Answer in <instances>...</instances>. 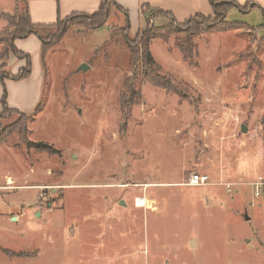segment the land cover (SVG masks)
I'll return each instance as SVG.
<instances>
[{"label": "rangeland", "instance_id": "1", "mask_svg": "<svg viewBox=\"0 0 264 264\" xmlns=\"http://www.w3.org/2000/svg\"><path fill=\"white\" fill-rule=\"evenodd\" d=\"M249 2L226 18L257 33H195L192 59L174 34L151 40L174 91L131 71L124 40L164 19L147 16L125 33L130 21L113 8L101 28L76 19L66 28L72 15L39 27L51 43L40 58L41 94L27 99L7 84L4 93L27 109L26 139L56 152L17 135L0 144V264H264V197L251 185L264 178V8ZM16 7L0 0V12ZM6 24L0 18V32ZM20 118L5 114L0 129ZM192 173L211 183L185 185Z\"/></svg>", "mask_w": 264, "mask_h": 264}, {"label": "trees", "instance_id": "2", "mask_svg": "<svg viewBox=\"0 0 264 264\" xmlns=\"http://www.w3.org/2000/svg\"><path fill=\"white\" fill-rule=\"evenodd\" d=\"M17 7L16 12L14 14H9L6 12H0V18L4 17L8 21V25L0 32V45H3V49L0 51V61H4L5 64L3 67H0V80L4 81L7 78H11L14 80L19 81L20 79L28 78L32 72V62L30 55L27 53L18 50L17 47L14 46V41L18 38H26L32 34H37L41 37L42 40V59L44 53L48 47L51 46V43L44 40L42 32L39 27L42 25L36 24L32 21V17L30 15L29 9V1L28 0H16ZM212 4V10H214V18L213 16H206L202 14H197L191 18H189L185 22L177 21L175 15L171 12L164 11L162 9L156 8L153 9L150 5H143L145 13L151 18L157 19L161 18L166 20L167 22L160 25V26H152L151 19L147 21L150 23L146 26V28L142 31V35L138 36L137 39L131 41L126 35L125 43L129 47L130 51V68L131 71L139 70L140 73L145 76V78L151 82H153L157 86L164 87L168 90H175V86L165 81V77L158 72L157 64L155 58H153L151 53V40L153 38L161 37L163 39H168L173 34L176 35V44L177 47L180 49L183 57L187 60L192 59L194 55L195 49V41L193 39V34L195 33H203V31H209L217 27L218 29H228L232 30L234 28L246 27L249 30H252L255 34L257 33V28L251 25H247L244 22L240 21H228L227 14L230 8L237 6L240 9L249 10L250 3L245 5H241L237 3L236 0H210ZM113 8H121L120 5L115 0H102L101 6L95 14H74L71 17L67 18V24L71 23L69 27L76 24L75 19L78 21L77 24L84 26L87 29H95L101 28L108 23L111 16V11ZM127 11V10H126ZM124 11L125 13H127ZM149 13V14H148ZM148 18V17H147ZM80 19V21H79ZM215 19V20H212ZM205 23V24H204ZM214 26V27H213ZM46 27V26H43ZM48 27V26H47ZM64 28V27H63ZM62 28V29H63ZM125 33L131 30L129 24L127 23L125 27ZM64 31H68V29H64ZM264 39V37H261ZM13 54L16 57H21L26 60L27 65L23 67L17 75H12L10 72H3L2 70L4 67L8 65L7 60L9 59L10 55ZM44 64V61H43ZM3 113L0 114V120L8 114L9 112L17 111L9 107L6 96L4 97L3 101ZM39 109L38 105L36 110ZM21 114L20 121L16 123V125L12 128H7L5 130L0 129V144L5 143L8 141L9 137L13 135H17L18 138L26 143L29 146H33L34 148H38L41 150H46L50 153L56 152V149L53 146H50L44 142H32L26 139V132H27V124L28 116H26L21 111H17Z\"/></svg>", "mask_w": 264, "mask_h": 264}, {"label": "crops", "instance_id": "3", "mask_svg": "<svg viewBox=\"0 0 264 264\" xmlns=\"http://www.w3.org/2000/svg\"><path fill=\"white\" fill-rule=\"evenodd\" d=\"M36 5L34 6V1L32 2L31 6L29 4L30 15L32 17V21L39 25H50L56 23L58 20L67 18L68 16L74 14H95L101 6L102 0H35ZM121 8H115L114 13H118L117 16L118 20L123 22H129V26L131 30H140L142 28L140 26L141 23H144L142 26L145 25L147 19V13L143 10L146 8L143 5H150L153 9L159 8L164 11L171 12L175 15L177 21L184 22L187 21L189 18L197 15V14H204L206 16H212L214 14V10H212V4L210 0H115ZM237 3L241 5L244 0H236ZM257 2L253 3L250 7V10L255 7L259 6L260 8H264V0H256ZM49 5L46 8V5ZM261 5H259V4ZM35 7V11H34ZM127 10V11H126ZM126 11L127 13H125ZM249 11V10H248ZM4 12V11H3ZM16 12V8L13 12H6L9 14H14ZM141 16L142 20L141 21ZM4 18V17H3ZM54 19H57L54 20ZM54 20V21H53ZM56 21V22H55ZM135 24V25H131ZM8 25V21L6 26ZM14 46L17 47L18 50H21L24 53L30 55V58L33 62V71L28 78L21 79L19 81L11 80V78H7L4 81L0 80V114L3 113V101L6 94L4 93V84L8 86L9 91L11 92L10 85L13 86V93L16 91L18 85L21 89V93L25 98L35 97L41 94L42 91V82H43V74H42V67L43 64L40 61L42 59V40L41 37L37 34H32L26 38H18L14 41ZM37 61L39 63H37ZM27 65L25 59L21 57H16L15 55L11 54L8 59V70L12 75H17L19 71ZM39 66V67H38ZM39 72L37 71L38 69ZM37 72V73H36ZM36 73V75H35ZM37 78H35V77ZM35 78V79H34ZM12 94V93H10ZM12 97V95H11ZM10 99L7 101L10 108L21 111L23 113L24 110L19 108L18 105L12 103ZM34 106V105H33ZM32 106V107H33ZM257 180H264V178H256L254 181ZM187 181V180H186ZM253 181V182H254ZM252 182V183H253ZM253 187V186H252ZM254 194H255V187H254ZM259 197H264V187L261 192V195H257ZM264 203V200H263Z\"/></svg>", "mask_w": 264, "mask_h": 264}, {"label": "built area", "instance_id": "4", "mask_svg": "<svg viewBox=\"0 0 264 264\" xmlns=\"http://www.w3.org/2000/svg\"><path fill=\"white\" fill-rule=\"evenodd\" d=\"M211 183L210 176L207 174H200V173H192V175L189 176L187 179V182L185 185L187 186H207ZM222 185L226 187L228 191L232 190V183L230 182H223ZM253 187H255V194L261 195V192L264 187V180H257L254 181L251 184ZM136 205L137 207L146 208L148 205V200L144 196H138L136 197Z\"/></svg>", "mask_w": 264, "mask_h": 264}, {"label": "water", "instance_id": "5", "mask_svg": "<svg viewBox=\"0 0 264 264\" xmlns=\"http://www.w3.org/2000/svg\"><path fill=\"white\" fill-rule=\"evenodd\" d=\"M89 66L86 63L81 64V66L79 67V70H86ZM246 127L242 126V131H246ZM247 219H249V216H246Z\"/></svg>", "mask_w": 264, "mask_h": 264}]
</instances>
